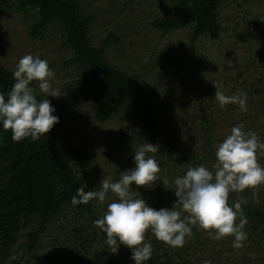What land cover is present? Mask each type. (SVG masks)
<instances>
[{"label": "trees", "instance_id": "obj_1", "mask_svg": "<svg viewBox=\"0 0 264 264\" xmlns=\"http://www.w3.org/2000/svg\"><path fill=\"white\" fill-rule=\"evenodd\" d=\"M170 1L166 13L148 23L160 35L185 30L187 51L173 66L171 79L159 74L165 80L163 87L154 79H146L150 77L147 69L130 71L107 57L108 46L120 43L121 35L107 30L98 39L92 30L98 13L87 11L84 0H0V30L10 8L30 16L27 35L31 38L46 36L51 24L57 27L60 43L68 49L59 60V68L74 70L64 84L69 87V103L78 114L85 110L94 124L121 119V127L110 139L102 136V143L116 154L114 162L106 164L113 172L110 180L115 182L121 171L134 167L132 157L137 145L150 142L158 146L156 153L148 155L157 160L161 180L155 181L151 189L136 185L132 188L157 209L171 207L177 199L172 190L175 177L213 156L215 140L210 128L216 120L230 123L231 127L239 125L264 141L262 85L244 88L242 92L232 87L227 92L212 75L203 72L202 62L193 61L194 68L187 62L194 57V44L200 38L218 40L222 34L238 29L237 44L246 54L242 61L252 70L264 73V34L253 33L254 29H264V20L261 15L245 16L253 0ZM226 3L236 7L237 17L250 34H242L237 23L234 26L231 19L224 17L221 8ZM2 44L0 33V50ZM255 51L259 57L251 54ZM13 71L0 63V92L6 94L14 83ZM190 80L197 81V91L203 93L197 107L191 106L192 116L185 111L193 99L191 90L195 89L194 85H187ZM215 87L225 95L243 93L247 110L241 111L238 104L232 103L221 107L214 98ZM159 92L165 95L163 101H159ZM175 105L186 116L177 118L175 112L179 109H174ZM182 128L187 130L181 132ZM187 131L191 136L185 137ZM79 137L80 134L75 140H65L50 130L35 141L30 137L14 141L11 131L0 127V264H134L124 245H120L118 253H111L105 244L106 234L94 223L113 199L103 203L90 200L75 206L71 203L78 188L88 191L78 161L85 156L89 163L96 162V149L83 139L76 140ZM193 138L200 142L198 148L192 146ZM257 161L264 167V150H258ZM215 163L216 160L210 161L204 166L213 167ZM234 202H241V214L246 219L243 231L247 236L240 247H233V237L216 239L197 224L191 225L192 234L185 238L182 247H170L148 231L145 237L153 251L147 264H264V185L229 193V205Z\"/></svg>", "mask_w": 264, "mask_h": 264}, {"label": "clouds", "instance_id": "obj_2", "mask_svg": "<svg viewBox=\"0 0 264 264\" xmlns=\"http://www.w3.org/2000/svg\"><path fill=\"white\" fill-rule=\"evenodd\" d=\"M12 77L14 83L7 93L0 92V127L10 130L14 141L29 137L38 140L59 123V117L54 115L56 109L47 99L59 96L51 87L54 71L46 60L26 54L18 60ZM34 80L44 94L42 99H37L30 86ZM214 98L221 107L232 103L238 104L241 111L247 110L243 93L225 95L215 87ZM258 150H264V141L255 132L234 125L216 146L215 171L203 164L189 167L172 181L177 197L172 206L157 209L132 190L133 185L151 189L160 179L159 164L148 155L156 153L158 146L142 143L133 150L134 167L121 171L115 182L103 178L93 190L78 188L71 203H103L109 194L114 195L116 198L94 223L106 234L105 244L111 253H118L120 245H124L134 264H147L152 257V245L145 237L148 231L170 247H182L185 238L192 234L191 225L197 224L216 239L233 237V247H240L247 236L243 231L246 219L241 214V202L229 205L228 198L229 193L264 185V167L257 161Z\"/></svg>", "mask_w": 264, "mask_h": 264}, {"label": "rangeland", "instance_id": "obj_3", "mask_svg": "<svg viewBox=\"0 0 264 264\" xmlns=\"http://www.w3.org/2000/svg\"><path fill=\"white\" fill-rule=\"evenodd\" d=\"M86 9L95 10L98 17L92 25L93 32L102 37L107 30H113L121 35L120 43L110 44L107 49V57L117 66L130 71L140 72L149 71L148 80L158 82L163 87V81L171 79V71L175 63H177L187 49V33L185 30H176L164 35L151 26L149 19L159 17L166 13L167 7L171 6L170 0H84ZM250 9L249 14L245 13L247 18H253L261 15L264 20V0H253L248 4ZM85 8V7H84ZM221 11L226 19H231L234 26H239L242 34H250L251 31L243 24V20L239 19L238 10L230 3H226L221 8ZM242 16V14L240 15ZM239 19V20H238ZM30 22V16L13 8L8 9V12L3 19L0 33L3 37V44L0 50V63L10 70H15L18 60L26 54H31L33 57H39L48 62L49 67L54 71V77L51 80V87L58 91L57 97H47L56 111L54 115L59 117V123L54 124L51 129L58 137L65 140L80 137L76 140L83 139L86 145L96 149V162L91 164L86 157L80 158L78 161L79 173L84 174L85 186L87 190H93L99 186V182L103 178L110 179L113 173L106 164L114 162L116 154H112L107 149V146L102 143V136L110 139L113 133L121 127V119H111L101 124H94L91 117H86L85 110H77L71 106L69 87L66 83L74 74L72 67L60 69L59 60L67 53L68 49L60 43V32L54 24L50 25L46 36L40 39H34L27 35V29ZM224 22H226L224 20ZM237 23V25H236ZM238 29L232 30L228 35L222 34L218 40L209 41L206 38H200L194 44L196 53L194 57L187 60L194 68L193 61L203 63V72L212 75L217 83L227 88V92L232 87L240 92L244 88H258L262 85L264 90V73L262 71L252 70L246 62L241 58H245L241 52L240 46L237 44L235 37ZM254 34H264V29L253 30ZM252 36V35H251ZM231 37V38H230ZM252 55L259 57L258 53L252 52ZM249 55V54H248ZM198 70L197 68H195ZM159 74L164 79L159 78ZM209 75H206L208 77ZM150 82V81H149ZM149 84V83H148ZM194 85L196 93H192L189 108L186 113L189 116L192 110L191 106L197 107L203 97V93L197 91L200 87L197 81L190 80L187 85ZM39 95L38 99L44 98V94L38 88V82H30ZM194 88V87H193ZM160 94V96H159ZM164 94L158 93L159 101H163ZM170 97H173L171 94ZM172 98H168L170 100ZM195 103L196 105L192 104ZM192 104V105H191ZM174 109H179L175 112L177 118H183L184 113L178 106ZM80 116V119H78ZM192 116V115H190ZM173 125L174 119L172 120ZM264 126V125H262ZM230 123H220L218 120L211 125V133L214 136V154L213 156L205 157L203 165L208 166L210 161L214 162L216 146L219 142L230 133ZM181 132L187 130L180 129ZM96 131V132H95ZM227 132V133H225ZM90 133L89 137L86 135ZM83 134V136L81 135ZM191 136L187 131L185 137ZM88 137V138H87ZM198 139V138H197ZM106 143V142H105ZM200 142L196 138L192 139V146L198 148ZM199 150V149H198ZM103 165V167L99 165ZM214 171V167H207ZM112 194L106 198L115 199ZM237 250V248H236ZM238 251V250H237Z\"/></svg>", "mask_w": 264, "mask_h": 264}]
</instances>
